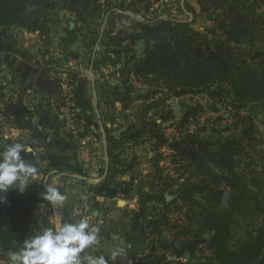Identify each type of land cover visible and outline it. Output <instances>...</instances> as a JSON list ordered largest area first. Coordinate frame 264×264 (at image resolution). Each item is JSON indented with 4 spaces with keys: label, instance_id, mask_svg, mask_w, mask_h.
Instances as JSON below:
<instances>
[{
    "label": "rangeland",
    "instance_id": "rangeland-1",
    "mask_svg": "<svg viewBox=\"0 0 264 264\" xmlns=\"http://www.w3.org/2000/svg\"><path fill=\"white\" fill-rule=\"evenodd\" d=\"M94 1L101 7L102 18L89 14ZM142 1L48 0L45 11H41L42 7L31 10L42 17L44 30L31 33L18 25L0 26V152L10 142H23L34 150L32 157L23 152L21 155L37 166L41 174L40 180L29 185L20 194L24 196L25 203L34 216L33 226L38 233L47 228L44 215L37 211V205L43 200L41 197V193L45 190L43 183L45 178L49 179V183L57 176L50 165L52 157L49 151L63 147L62 141L65 138L77 140L86 127H92L78 122L77 114L80 111L76 107L81 108L83 104H86L87 99L92 103L94 94L103 96L102 106L107 111V113L102 112L100 122L103 123V126L106 124L105 127L111 125L114 131L113 136H116V140L120 143L116 144L112 150L114 151L113 157H110L112 162L126 164L127 168L123 167V169H127L131 178L132 172L135 173L134 168L138 167L139 162L146 167L145 165L149 166V161L162 157L160 167L163 171V178L167 174L168 176L174 175L171 180H167L165 183H160L155 179L156 184H151L148 189V175L141 178L142 174L140 178H131L129 181H122V177H116L111 193H117L118 197L113 200L128 201L132 207H125L124 210L134 213V218L135 214L144 211L147 216L166 214L178 219L181 213L177 211V207L182 206V203L180 201L175 205H170V203L179 197V191L182 188H201L198 182L199 178L189 182L188 176L181 179L180 175H176L175 168L170 164V155L172 154L170 151L163 149L162 152H157L155 150L154 142L150 140V133L146 129V121L149 122L152 118H156L161 124L159 132L171 140L173 146L181 145L185 141H206L217 148L226 143L228 138L236 134L241 136L243 128L236 125L238 109L231 94L214 100L209 95L215 92L216 88L180 90L173 93L165 87L146 85L134 74H127L125 60H118L111 52L110 42L114 34H106L111 23L105 12L109 7H127L125 13L129 20L125 24L116 21V29H120L124 25L132 27L143 21V17L149 20L157 18L164 20L171 17L185 20L195 14L194 30L208 36L213 46L222 52L230 53L235 60L248 62L250 66H253L252 69H258L259 59L264 58V42L241 46L230 44L216 32L209 17L202 15L196 0H185L191 11L189 14L180 10V5L183 4L182 0ZM146 4H149V9L144 8ZM138 10L140 13L134 14V11ZM73 29H75L76 38L73 43L66 46L64 39L68 36L67 31ZM77 30H81V33ZM100 30L105 31L102 41L96 45L99 46L98 50L95 51L93 48L95 47V36ZM142 43L144 42H140L138 45L140 46ZM138 45L136 56L140 57L144 53L146 45L142 52ZM17 59L30 67L50 70L47 81L43 83L44 88L22 79L12 71L7 63L8 61L15 62ZM23 64L22 67H24ZM91 64L94 65L96 72L94 77L88 73ZM134 64V61H131L129 67L132 68ZM90 76L95 80V90L94 87L92 88V84H89V88L87 87L88 83H92V80L89 79ZM78 99L81 100L82 105L80 106ZM84 100L85 102L82 103ZM175 103L180 106L181 117L176 116L173 110ZM149 107H152L153 110L148 109ZM239 113L253 120L256 131L255 141L247 149L250 158L245 160L240 169V172H245L246 178L251 184L247 199L249 213L245 217L235 215L232 219L229 237L233 250L247 242L248 232L264 228V213H254L256 203H261V207L264 208V104L249 103L246 108L240 109ZM105 114H108L106 118ZM92 125L96 126L95 132L99 137L101 133H99L98 122ZM58 131H62L63 137H60ZM5 136L8 138L4 139ZM123 146H125L124 149H122ZM128 148L130 153L127 151ZM78 150H81V147L78 146ZM79 152L81 154L82 151ZM122 156H128L127 160L120 161ZM249 162L252 165L248 169L246 164ZM154 169L156 172L155 167ZM78 171H82L87 174V178L94 180L90 175L91 171H85L82 168ZM252 178L259 181L260 187L252 184ZM61 179L62 183L57 186L60 192H64L67 198L73 195L78 196V204L83 207L80 218L87 217L91 223L98 224L99 228H105L106 221H110L113 214L118 215L107 211L97 201L92 190L94 183L77 181L72 175ZM101 180L102 178L99 179V181ZM149 182L152 183V179ZM105 188L103 187V189ZM226 194H229L228 203L224 205ZM162 195L172 198L171 201L166 202L169 205L168 210L165 209L166 204L159 201ZM196 195L201 200L204 196L198 192ZM256 195L258 196L256 197ZM81 197H87L86 201ZM206 198L205 203H212L215 208L220 210H230L229 202L232 194L225 188L212 189ZM43 201L50 207L53 206L48 201ZM204 201L202 200V202ZM85 203L89 207L88 210L84 207ZM98 211L102 213V217H99V214L95 217L92 215L93 212L98 213ZM137 219H134L136 225H130L131 221H127L125 225L129 226L122 228L119 225L117 231L106 234L103 244L113 246V241H111L113 237L124 232L135 233L139 235L138 238L146 241L145 222L143 220L137 222ZM101 238L103 240V236ZM210 238L211 236L206 234L193 242L185 251L179 248L172 250L169 252V261H189L193 257H201L200 250L209 249ZM145 245L150 246L148 242H144ZM14 251L17 250L0 246V261L7 262L9 254ZM88 251L95 255L104 254L103 248L89 249Z\"/></svg>",
    "mask_w": 264,
    "mask_h": 264
},
{
    "label": "trees",
    "instance_id": "trees-1",
    "mask_svg": "<svg viewBox=\"0 0 264 264\" xmlns=\"http://www.w3.org/2000/svg\"><path fill=\"white\" fill-rule=\"evenodd\" d=\"M196 1L202 15L209 17L216 32L230 44L241 46L264 42V0ZM47 2L48 0H0V26L18 25L31 33L44 30L42 17L31 10L42 7L41 11H45ZM100 8L94 1L89 14L102 18ZM126 8L109 7L105 12L111 23L106 34H114L110 49L118 60H125V72L134 74L146 85L165 87L173 93L180 90L216 88L209 95L214 100L231 94L238 109L236 125L243 129L240 137L236 134L217 148L206 141H185L181 145L173 146L171 140L159 132L161 124L156 118L149 122L145 120L155 150L170 151V164L175 168L176 175H180L181 179L188 176L189 182L199 178L201 188H182L179 197L170 203H182V206L177 207V211L181 213L178 219L166 214L147 216L144 211L135 214L134 218V213L121 210L118 219L106 221L105 228H100L102 244L106 234L117 231L119 225L122 228L129 226L125 225L127 221H131L130 225H136L134 219L138 218L137 222H145L144 232L150 246L137 254L132 264H264V228L248 232L247 242L236 250L231 248L229 237L233 217H245L249 213L247 199L251 184L245 172H240V169L245 160L250 158L247 149L255 141L256 130L253 120L242 116L239 111L249 103L264 104V58L259 59L258 69H252L253 66L248 62H239L230 53L220 51L212 45L208 36L193 29L195 14H192V19L190 16L185 20L172 17L149 20L143 17V21L132 27L124 25L116 29V21L125 24L129 20L125 13ZM144 8L149 9V4ZM180 10L191 13L186 1L180 5ZM138 13L139 10L134 11V14ZM74 30L67 31L68 36L64 39L66 46L74 42ZM105 30L96 33L94 46L102 41ZM77 31L81 33V30ZM140 42H144L146 48L137 57L136 48ZM131 61L135 63L132 68L129 67ZM46 71L50 72L48 69ZM76 108L80 111L77 114L79 123L87 126L96 122L91 106V114H87L86 108ZM148 109L153 110L152 107ZM161 159L162 157L156 160L155 164L156 180L165 183L174 175L167 174L163 178ZM251 165L249 162L246 167L249 169ZM126 166L121 162H112L109 157L108 174L92 187L96 198L118 197L117 193H111L114 180L127 174V169L124 170ZM77 175L87 176L82 171H78ZM251 181L253 185L260 187L257 179L252 178ZM222 188L232 194L229 211L217 209L212 203L204 201L212 189ZM196 192L204 195V202L197 197ZM4 196L6 202L0 203V246L19 250L25 239L38 234L33 226L34 216L18 190L10 189ZM159 201L166 204L167 198L162 195ZM260 204H255L254 213H264ZM168 208L169 205L166 204L165 209ZM206 234L211 236L209 249L200 250L201 257H193L189 261H169V252L177 248L185 251Z\"/></svg>",
    "mask_w": 264,
    "mask_h": 264
},
{
    "label": "crops",
    "instance_id": "crops-1",
    "mask_svg": "<svg viewBox=\"0 0 264 264\" xmlns=\"http://www.w3.org/2000/svg\"><path fill=\"white\" fill-rule=\"evenodd\" d=\"M98 47L99 46H95L93 48L96 51L98 50ZM7 64H9L12 71L15 72L22 79L34 83L38 86L40 85L44 88L43 83H45L48 79V74H49L48 71L37 69L35 67H30L28 65L23 64L18 59L15 62L8 61ZM22 64L24 65V67H22ZM92 64L89 68L88 73L91 74L92 77H94L96 72L94 71V65ZM91 76L89 77V79L92 80V83H88L87 87L89 86V84H92L91 86L92 88L94 87L95 90L96 89L95 88L96 85L94 84L95 80L91 78ZM85 90L87 91V89ZM101 94L103 95V92ZM85 95L87 96V94ZM78 100H79V106L82 105L81 100L80 99ZM83 102H85V100L82 101V103ZM103 102H104L103 96H98V94H94L93 102L90 103V100L87 99L86 104L85 105L83 104L81 107L87 109V114H91V109H89L90 108L89 105L90 104L93 105L92 108L96 116V122H98L99 124L98 125L99 133H101L99 137H97L95 132L96 126L90 125L92 127H86V130L82 132V134L77 140H75L74 138L73 139L65 138L62 141V146L64 145L65 147L63 146V147H59L58 149H53L52 151H49L50 156L52 157L51 158L52 162L50 161V165L54 173H56L57 175L64 173L67 174L68 177H70V175H72L73 177L74 175H77L78 170H80L81 168L83 169L85 161H88L89 159H96V165L93 166L90 175L94 178L95 181H99V179L104 178L105 173L108 169L109 157H113L112 154L114 151L112 150L116 144H120V143L118 142V140H116V136H113L114 131L112 130L111 125L109 124L107 125V127H105L106 124L104 123L105 125L103 126V123L100 122L102 112L105 111V113H107L105 108L102 106ZM107 115L108 114H105V118L107 117ZM141 124L144 126L143 123ZM136 126H138V124H136ZM57 133L61 135L60 137H63L62 131H58ZM78 146L81 147V150H78ZM124 147L125 146H123L122 149H124ZM79 151H82L81 154ZM127 151L128 152L130 151L129 148L127 149ZM127 158L128 156L127 157L122 156L120 161L121 160L126 161ZM155 164H156V160H152L149 161V166L145 165L146 167H144L142 163L139 162L138 167L134 168L135 173L132 172L131 178L138 179L141 177L142 174L143 175L141 178H145L148 175L149 186L147 185L148 186L147 189L150 188L151 184H156L155 181L156 172L154 169ZM131 178L130 175L127 173L125 176L122 177V181H129ZM151 179H152V183L149 182ZM51 180L49 181V184L51 183ZM46 183H48V181ZM60 183H62V179L56 181V186H59ZM43 187L45 188L44 184ZM39 190L41 191V189ZM62 194H64V192ZM67 200L64 202L63 205L60 206L53 205L52 207H50L49 204H46L45 201L43 200L40 201V203L37 205L38 208L37 211L38 213L44 215L47 224L46 227H56L58 226L59 223L65 221L75 223L81 219L80 215L83 207L78 204V196L77 195L70 196V198L68 197ZM97 201L101 203V205L104 206L107 211L108 210L112 211V214L113 213L118 214V215L113 214L111 220L118 219L117 216H119L120 211L121 210L123 211L125 207H130V208L132 207V205H130L129 202L125 200L124 201L113 200L103 197H97ZM98 214L99 217L103 216L102 213L99 211ZM138 236L139 235H136L135 233L129 234L128 232L127 233L124 232L123 234L119 235L121 240L124 242V245L126 246V255L122 258H118L114 262V264H132L133 258L136 257L137 254L140 253L146 247V245L144 246V242L146 243V241L141 240L140 238H138ZM111 241H113L112 243L114 245L118 243L117 241H114V239H112ZM111 247L112 246L104 245L103 247L104 255L106 256L108 255Z\"/></svg>",
    "mask_w": 264,
    "mask_h": 264
},
{
    "label": "clouds",
    "instance_id": "clouds-1",
    "mask_svg": "<svg viewBox=\"0 0 264 264\" xmlns=\"http://www.w3.org/2000/svg\"><path fill=\"white\" fill-rule=\"evenodd\" d=\"M22 152L34 154L33 148L23 142L8 144L0 152V203L6 202L4 194L10 189L23 193L29 185L40 180L37 166L23 158ZM48 180L45 178L43 183L42 199L54 206L63 205L67 196L60 192L55 180L50 184L46 183ZM81 199L86 201L87 197ZM84 207L87 208L86 203ZM92 215L95 217L98 213ZM113 239L118 243L110 248L107 256L90 253L89 249L99 250L104 245L98 224L83 217L75 223L65 221L56 227L42 229L25 239L19 250L11 252L8 261H0V264H114L126 255V246L119 236Z\"/></svg>",
    "mask_w": 264,
    "mask_h": 264
},
{
    "label": "water",
    "instance_id": "water-1",
    "mask_svg": "<svg viewBox=\"0 0 264 264\" xmlns=\"http://www.w3.org/2000/svg\"><path fill=\"white\" fill-rule=\"evenodd\" d=\"M184 2H185V0H183V3ZM144 47H145V44L144 43L140 44V50H141V52L143 51L142 49ZM144 50H145V48H144ZM173 110H174L176 116L181 117V114H180V106H179L178 103L173 104ZM107 174H108V172L106 171L105 176ZM66 176H67V174H64V173L63 174H59V175L56 176V178H54V180L57 181V180L61 179L62 177H66ZM73 177L75 179H78V180L90 181L91 183H94V184H98L100 182V181L90 180L89 178L84 177V176H80V175H74ZM228 197H229V194H226L225 199H224V205H227V203H228ZM166 198H167V201L168 202L172 200V198L170 196H167Z\"/></svg>",
    "mask_w": 264,
    "mask_h": 264
},
{
    "label": "built area",
    "instance_id": "built-area-1",
    "mask_svg": "<svg viewBox=\"0 0 264 264\" xmlns=\"http://www.w3.org/2000/svg\"><path fill=\"white\" fill-rule=\"evenodd\" d=\"M96 165V159H89L88 161L84 162V166H83V170L85 171H91L93 166ZM86 210L89 209V207L87 206V208H85Z\"/></svg>",
    "mask_w": 264,
    "mask_h": 264
}]
</instances>
